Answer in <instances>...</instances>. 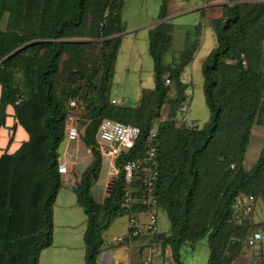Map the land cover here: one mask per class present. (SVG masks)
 I'll return each mask as SVG.
<instances>
[{
	"label": "trees",
	"instance_id": "obj_1",
	"mask_svg": "<svg viewBox=\"0 0 264 264\" xmlns=\"http://www.w3.org/2000/svg\"><path fill=\"white\" fill-rule=\"evenodd\" d=\"M228 2L222 15L211 20L216 46L201 68L209 118L202 127L189 128L177 121L187 98L182 75L196 45L176 60L170 21L148 31L154 85L142 89L129 106L112 103L110 93L123 38L117 35L126 31L124 0H0V61L37 41L0 63V129L12 108L28 134L16 152L0 158V264H39L40 253L52 244L53 206L62 182L59 147L69 114L78 118L82 142L92 155L74 188L87 217L85 264H100L107 248L102 233L116 217L132 212L154 209L158 218H166L168 229L164 237L153 234L119 243L129 251L130 264H153L143 256L145 249L160 264H185L183 250L199 246L208 249L207 264H233L250 247L254 231L264 235V219L254 223L251 215L237 223L234 208L244 195L253 196L254 209L258 201L264 205V143L255 164L248 170L243 164L252 129L264 128V0ZM167 17V0H160L157 19ZM194 28L198 33L202 25ZM162 117L158 136L150 141L149 130ZM104 119L136 126L140 135L115 159L117 175L98 204L91 188L102 167L96 133ZM151 145L156 150L155 203L145 207L147 174L136 173L129 186L123 167ZM126 190L137 200L130 209L124 205ZM251 248L257 264H264L261 247Z\"/></svg>",
	"mask_w": 264,
	"mask_h": 264
},
{
	"label": "rangeland",
	"instance_id": "obj_2",
	"mask_svg": "<svg viewBox=\"0 0 264 264\" xmlns=\"http://www.w3.org/2000/svg\"><path fill=\"white\" fill-rule=\"evenodd\" d=\"M205 1L207 2L208 0H169L170 16L179 15V13L181 14L183 11H189L190 9L201 6ZM226 1L228 2V0ZM227 4H229V2ZM159 5L160 0H124L121 10V17L124 25L127 28H132L154 21L158 16ZM221 15L222 10L220 11L219 9L208 7L204 9L202 13L198 11L173 19H169L168 16V20H166L174 25L170 33L173 37L172 51L176 60L181 51L190 49L189 46L191 47L192 44L196 45L193 60L185 67L182 80L188 82L185 91L187 97L186 107L189 108L187 119L197 123L199 127H202L209 118V112L204 100L201 68L208 54L216 46L213 28L210 26L211 20ZM198 22L202 25V28L196 33L194 27L199 24ZM131 39L132 38L126 40L119 53V57L115 63L117 64L116 76L112 81L110 90L111 99L120 101V104L129 106L133 105L138 100L142 87L151 89L154 84L153 61L148 53L147 34H139L135 38L136 43L131 42ZM166 111L167 108L166 110L164 109L162 113L164 116ZM263 143L264 128L255 126L252 129V135L243 163L245 169L248 170L255 164ZM263 219L264 205L258 201L252 214V221L258 223ZM127 220L128 217L125 214L116 217L111 222L108 229L102 233L103 239L111 241L113 237L120 236L121 234L123 236L126 235ZM158 224V235L164 237L165 232L160 233V231H166L168 229V222L163 215H160L158 218ZM255 252V248L245 247L243 254L233 264H257ZM150 253L151 251L149 249H145L143 251V256L145 258H150L153 264H160V261L156 257L151 256ZM101 254H104L102 256L104 260L101 257L102 262L100 264H111V261L106 260L108 257L106 249H104ZM183 255L185 264H207L208 249L206 246H199L194 251L186 249L183 250ZM124 257L125 263L130 264L129 251L126 250Z\"/></svg>",
	"mask_w": 264,
	"mask_h": 264
},
{
	"label": "crops",
	"instance_id": "obj_3",
	"mask_svg": "<svg viewBox=\"0 0 264 264\" xmlns=\"http://www.w3.org/2000/svg\"><path fill=\"white\" fill-rule=\"evenodd\" d=\"M168 3L169 0L167 2L168 16L169 19H173L198 11L202 13V11L208 7H213L221 11V7L226 5L228 2L226 0H208L207 2L205 1V3H203L201 6L190 9L189 11H183L181 14L179 13V15L175 16H170V3ZM157 23L158 19L156 18L150 23L141 24L137 27H126V34L122 38L117 59L126 40L132 38L131 42L136 43L135 38L139 34L144 33L148 36L149 29ZM116 65L117 64H115L113 79L116 76ZM182 81L184 82V80ZM184 83L188 84L186 80ZM142 89L145 88L142 87L140 89V93ZM169 97L171 99L176 97L175 88H171ZM115 101L118 104L120 103V101ZM166 108L168 110L169 106L166 105L165 110ZM13 112L14 110L12 108H8L6 124L0 129V158L4 154H13L20 148L22 143L28 140V134L16 122ZM58 161L59 163H66L67 175L62 178L61 188L53 206L52 244L48 248L42 250L40 253L39 264H85L84 233L86 230L87 217L83 208L78 203L74 188L80 178L81 173L91 164L92 155L90 149L83 144L81 137L75 141L65 139L59 147ZM114 162L115 161L111 157L104 156L102 154V167L100 175L96 183L91 188L92 196L98 204H102L104 202L107 196L108 185L110 181H112V179H114L117 175ZM162 232L165 231H160V233ZM118 237H123V235L121 234L120 236L113 237L112 241ZM105 249L107 252H109L111 258L110 260L109 257H107L106 260L111 261V264H126L124 257L126 254L125 247H118V244L114 243Z\"/></svg>",
	"mask_w": 264,
	"mask_h": 264
},
{
	"label": "built area",
	"instance_id": "obj_4",
	"mask_svg": "<svg viewBox=\"0 0 264 264\" xmlns=\"http://www.w3.org/2000/svg\"><path fill=\"white\" fill-rule=\"evenodd\" d=\"M243 59V56H242ZM242 66L246 67V61L242 60ZM166 85H170V80L166 78ZM112 103H116L115 100H111ZM19 100L16 101V104ZM70 108L76 107V101L72 100L69 103ZM188 107L182 106L180 109V116L177 123H184L189 128H194L197 123L187 119ZM164 120H156L151 129L149 130V139L153 141L157 138L159 133V124ZM65 139L75 141L83 134V130L79 129L78 118L69 114L65 120ZM140 135V129L136 126L125 124L118 120L104 119L100 122L96 133V142L98 144L101 154L104 156L111 157L114 161L122 153L129 151L137 141ZM156 157V150L153 145L149 146L145 154L136 161L127 162L123 171L125 174V181L127 185H131L135 178L136 173L145 172L147 174L144 185L147 187V195L142 199V206H153L154 201L151 197L152 186L156 180V173L152 172V167L155 164L154 160ZM58 172L63 177L67 175L66 163H59ZM117 172V170H116ZM137 204V200L132 196L130 190H126L124 196V205L128 209L132 208ZM236 216L235 220L237 223H241L245 218L250 217L254 212V198L253 196H242L238 198L235 203ZM140 209V208H138ZM128 217V231L123 237H118L115 241L105 240L104 246L108 247L114 243L119 244L125 239H132L138 236L153 235L159 233L158 217L156 216L155 210L141 211L127 213ZM248 246H260L262 255H264V235L261 231H254L247 241ZM104 255V254H103ZM102 255V256H103ZM257 255V254H256ZM109 257V256H108ZM103 259V257H102ZM110 259V258H109ZM104 260V259H103ZM111 260V259H110Z\"/></svg>",
	"mask_w": 264,
	"mask_h": 264
},
{
	"label": "water",
	"instance_id": "obj_5",
	"mask_svg": "<svg viewBox=\"0 0 264 264\" xmlns=\"http://www.w3.org/2000/svg\"><path fill=\"white\" fill-rule=\"evenodd\" d=\"M166 20H168V18H165L164 20H159L158 23L164 22V21H166ZM158 23H157V24H158ZM125 34H126V32H124V33H122V34H120V35H117V36H124ZM115 37H116V36H115ZM112 38H114V37H112ZM35 43H37V41L32 42V43H29V44H26V45L20 47L19 49L15 50L13 53H11L10 55H8L5 59H3L2 61H0V63L3 62L4 60L9 59L10 57L16 55L18 52L22 51V50L25 49L26 47H28V46H30V45H32V44H35ZM112 184H113V179H112V181L110 182V186H109V188L111 187ZM107 254H108V256H109V252H107ZM101 257H102V254L100 255V257H99V259H98V262H99V263L102 262ZM109 258H110V256H109ZM110 259H111V258H110Z\"/></svg>",
	"mask_w": 264,
	"mask_h": 264
}]
</instances>
